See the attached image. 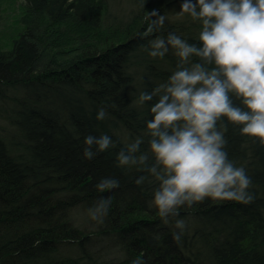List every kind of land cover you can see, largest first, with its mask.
I'll use <instances>...</instances> for the list:
<instances>
[{"label":"trees","instance_id":"16d2710c","mask_svg":"<svg viewBox=\"0 0 264 264\" xmlns=\"http://www.w3.org/2000/svg\"><path fill=\"white\" fill-rule=\"evenodd\" d=\"M11 1L0 0V15ZM181 2H20L0 45V264H264V145L240 126L221 118L228 157L252 181L249 204L205 198L165 222L151 204L158 182L117 167V152L136 137L148 147L139 93L165 82L178 62L171 48L153 58L144 47L169 33L199 44L200 22L180 15ZM153 10L163 29L142 38ZM101 107L107 116L98 121ZM101 134L116 147L86 159L85 137ZM104 178L119 187L99 192ZM101 197L112 204L97 223L88 210ZM176 220L185 222L179 244Z\"/></svg>","mask_w":264,"mask_h":264},{"label":"clouds","instance_id":"9594fccd","mask_svg":"<svg viewBox=\"0 0 264 264\" xmlns=\"http://www.w3.org/2000/svg\"><path fill=\"white\" fill-rule=\"evenodd\" d=\"M185 14L200 22L199 44L175 33L149 40L144 50L150 57L163 58L171 48L178 62L165 82L151 92L141 91L136 100L150 116L145 120L148 147L142 150L145 137L138 136L116 154L117 167L136 166L158 182L151 204L165 222L178 216L181 206L205 198L253 202L251 178L228 157L221 118L264 145V0H182L180 15ZM144 19L142 38L162 31L165 17L157 10ZM106 116L101 107L96 119ZM84 145L86 159L116 147L108 134L88 135ZM145 179L141 175L135 183ZM117 187L118 180L107 178L96 185L99 192ZM111 204V197H101L88 210L90 218L103 223ZM175 228L180 231L173 240L179 244L185 222L176 220Z\"/></svg>","mask_w":264,"mask_h":264},{"label":"rangeland","instance_id":"374dc122","mask_svg":"<svg viewBox=\"0 0 264 264\" xmlns=\"http://www.w3.org/2000/svg\"><path fill=\"white\" fill-rule=\"evenodd\" d=\"M20 2H22V0L11 1L7 5V8L4 11V13L0 15V45H6L8 42L7 39L9 35H11L12 33V28L14 29V25L11 27L12 24L11 19H13L14 18L13 16L18 12L17 7L20 4ZM80 218H81L80 220H83L84 216L81 215Z\"/></svg>","mask_w":264,"mask_h":264}]
</instances>
